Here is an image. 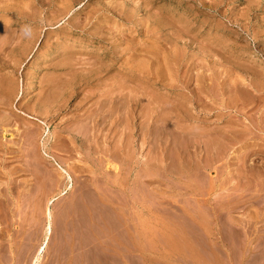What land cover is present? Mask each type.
<instances>
[{"label":"rangeland","instance_id":"374dc122","mask_svg":"<svg viewBox=\"0 0 264 264\" xmlns=\"http://www.w3.org/2000/svg\"><path fill=\"white\" fill-rule=\"evenodd\" d=\"M0 35V264H264V0H0Z\"/></svg>","mask_w":264,"mask_h":264},{"label":"bare ground","instance_id":"6f19581e","mask_svg":"<svg viewBox=\"0 0 264 264\" xmlns=\"http://www.w3.org/2000/svg\"><path fill=\"white\" fill-rule=\"evenodd\" d=\"M27 31H28V30H27ZM0 36H1V35H0ZM28 41H29V40H28ZM1 44H2V43H1ZM27 44H28V43H27ZM156 54H157V53H156ZM74 61H75V60H74ZM141 61H142V60H141ZM151 62H152V59H151ZM153 62H154V61H153ZM140 66H141V65H140ZM91 68H92V67H91ZM96 68H97V67H96ZM130 69H131V68H130ZM130 69H129V71H130ZM139 69H140V68H139ZM150 69H151V68H150ZM153 69H154V68H153ZM153 69H152V70H153ZM155 69H156V68H155ZM88 70H89V69H88ZM93 70H94V69H93ZM126 70H127V69H126ZM133 70H134V68H133ZM133 70H132V71H133ZM142 70H143V69H142ZM145 70H146V69H145ZM156 70H157V69H156ZM156 70H155V71H156ZM77 71H78V70H77ZM89 71H91V70H89ZM129 71L127 70V72H129ZM137 71H138V70H137ZM148 71H150V70H148ZM141 72H142V71H140V73H141ZM144 72H146V71H144ZM156 72H157V71H156ZM96 73H97V72H96ZM96 73H95V75L99 74L100 72L97 73V74H96ZM131 73L134 75V72H131ZM140 73H139V75H140ZM154 73H155V72H154ZM128 74H130V73H128ZM145 74H146V73H145ZM145 74H143V75H145ZM147 74H148V72H147ZM147 74H146V75H147ZM151 74H152V72H151ZM158 74H159V73H158ZM251 74H252V73H251ZM95 75H91V76H92L91 78H92V79H94V78L96 79V76H95ZM141 75H142V74H141ZM141 75H140V76H141ZM97 76H98V75H97ZM131 76H132V75H131ZM134 76H136V75H134ZM149 76H150V75H149ZM157 76H158V75H157ZM258 76H259V75H258ZM65 77H66V76H65ZM138 77H139V76H138ZM141 77H142V76H141ZM144 77H147V76H144ZM150 77H151V76H150ZM0 78H1V77H0ZM131 78H132V77H131ZM9 79H10V78H9ZM9 79H7L6 81H4L5 83H4V82L1 83V81H0V92L5 91V94H4V95H7V97H10V96L14 93V91H15V87H16V85L14 84V82H10V81H8ZM142 79H143V78H142ZM152 79H153V78H152ZM12 80H13V79H12ZM84 80H85V79H84ZM88 80H89V79H88ZM90 80H91V79H90ZM90 80H89V81H90ZM120 80H121V79H120ZM147 80H148V79H147ZM154 80H155V79H154ZM254 80H255V79H254ZM2 81H3V80H2ZM95 81H98V80L96 79ZM118 81H119V80H118ZM118 81H117V82H118ZM143 81H144V80H143ZM260 81H261V80H260ZM90 82H91V81H90ZM101 82H102V81H101ZM253 82H255V81H253ZM261 82H262V81H261ZM261 82H258V83H261ZM94 83H96V82H94ZM242 83H243V82H242ZM258 83H257V84H258ZM62 84H63V83H62ZM244 84H245V83H244ZM73 85H74V82L71 83V88H70V90L72 89V90H71V93H72V94L74 93V90H75V86H73ZM107 85H108V84H107ZM120 85H121V84H120ZM120 85H119V86H120ZM150 85H151V84H150ZM159 85H160V84H159ZM168 85H169V84H168ZM240 85H241V84H239V82H238V88L236 87L235 90H236V92H237L238 99H242V102H244V104H245V102H247V100H248V99H247V100L245 99V97L248 96V95H247L248 89H247V86H246V88H244V87H242V86H240ZM247 85H248V84H247ZM250 85L252 86V84H250ZM258 85H259V84H258ZM109 86H110V85H109ZM113 86H114V85H113ZM160 86H161V85H160ZM236 86H237V85H236ZM254 86H255V85L253 84V88H255ZM256 86H257V85H256ZM69 87H70V86H69ZM69 87H68V88H69ZM110 87H111V86H110ZM164 87H165V86H164ZM68 88H66V89H68ZM253 88H252V89H253ZM257 88H258V86H257ZM1 89H2V90H1ZM59 89H60V88H59ZM108 89H109V88H108ZM114 89H116V88L114 87ZM198 89H199V88H198ZM122 90H123V89H122ZM108 91H109V92H106V93H107V95H108V96H107V99H108L109 102H110V101H114V100H115L114 102H117L118 100H120V101H118V103H120L122 100H126V98H127L126 96H125V97H118V96H117V98H114L113 95H112L113 87L110 88V90H108ZM150 92H151V91H150ZM2 93H3V92H2ZM104 93H105V91H104ZM143 93H144V92H143ZM14 94H15V93H14ZM69 94H70V93H69ZM72 94H70V95H72ZM115 94H116V93H115ZM115 94H114V95H115ZM156 94H157V93H156ZM93 95H94V94H93ZM98 95H99V94H98ZM103 95H104V94H103ZM117 95H118V94H117ZM154 95H155V94H154ZM160 95H161V94H160ZM2 96H3V95H2ZM128 96H129V95H128ZM136 96H137V95H136ZM4 97H5V96H4ZM11 97H12V96H11ZM13 97H14V96H13ZM88 97H89V96H88ZM88 97H87V98H88ZM157 97H158V96H157ZM193 97H194V99L198 100V99H197V95L193 94ZM0 98H1V97H0ZM137 98H138V97H137ZM146 98H147V97H146ZM154 98H156V97H154ZM181 98H182V97H181ZM188 98H189V97H188ZM6 99H7V98H6ZM10 99H11V98H10ZM10 99H9V100H10ZM12 99H13V98H12ZM107 99H106V101H107ZM117 99H118V100H117ZM132 99H133V98H132ZM192 99H193V98H192ZM194 99H193V100H194ZM104 100H105V99H104ZM130 100H131V99H130ZM130 100H129V101H130ZM137 100H138V99H137ZM152 100H153V99H152ZM179 100H181V99H179ZM188 100H189V99H188ZM2 101H3V100H2ZM66 101H67V100H66ZM108 101H107V102H108ZM134 101H135V100H134ZM238 101H239V100H238ZM130 102H131V101H130ZM132 102H133V101H132ZM136 102H137V101H136ZM148 102H149V101H148ZM153 102H154V103L156 102V103L154 104L153 108H149V110L151 109V112L149 113L150 116H152V114H154V113H155V114H156V113H159V114H160V112H161L162 110H169V111L171 110V107H170V105H169L170 103L167 104V103H164L163 101H160V100H157V99H154V101H152V103H153ZM184 102H185V101H184ZM240 102H241V101H240ZM134 103H135V102H134ZM134 103H133V104H134ZM174 103H175V102H174ZM8 104H9V103H8ZM74 104H75V103H74ZM76 104H77V103H76ZM120 104H122V103H120ZM135 104H136V103H135ZM135 104H134V106H135ZM177 104H178V103H177ZM240 104L243 105V103H240ZM1 105H2V104H1ZM4 105H5V104H4ZM182 105H183V104H182ZM182 105H181V106H180V104H179V105H176L177 107H175V108H176V110H177L178 112H180L179 114L182 115V118H185V119H186V117H187L188 115L186 116V111H185V110H182V109H183L182 107L184 106V105H183V106H182ZM125 106H126V105H125ZM128 106H129V105H128ZM134 106H132V107H134ZM141 106H142V104H141ZM120 107H121V106H120ZM123 107H124V106H123ZM242 107H243V106H242ZM104 108H105V107H104ZM173 108H174V106H173ZM175 108H174V109H175ZM97 110H99V109H97ZM109 110H110V109H109ZM127 110H129V109H127ZM144 110H145V109H144ZM188 110H189V109H188ZM26 111H27V110H26ZM100 111H102V109H101ZM129 111H130V110H129ZM159 111H160V112H159ZM94 112H95V111H94ZM121 112H122V110H121ZM147 112H148V111H147ZM86 113H87V112H86ZM127 113H129V112L127 111ZM127 113H126V114H127ZM104 114H105V113H104ZM123 114H124V113H123ZM163 114H164V113H163ZM170 114H171V113H170ZM95 115H96V117H97V116H99V115H101V114L98 113V112H96ZM109 115H110V114H109ZM134 115H135V114H134ZM137 115H138V114H137ZM167 115H168V114H167ZM9 116H10V115H9ZM158 116H159V115H158ZM15 117H16V116H15ZM100 117H102V116H100ZM162 117H163V116H162ZM173 117H174V116H173ZM88 118H89V117H88ZM103 118H104V116H103ZM151 118H152V117H151ZM151 118H150V119H151ZM145 119H146V118H145ZM98 120H99V119H98ZM152 120H153V118H152ZM152 120H151V121H152ZM175 120H176V119H175ZM104 121H105V120H104ZM148 121H149V120H148ZM178 121H179V120H178ZM243 121H244V120H243ZM84 122H85V121H84ZM180 122H181V121H180ZM149 123H150V122H149ZM154 123H155V122H154ZM177 124H178V123H175V126L178 127L179 129H181V130L184 131L183 127H182V126L179 127V125L177 126ZM2 125H3V124H2ZM2 125H0V126H2ZM15 125H16V124H15ZM83 125H84V124H83ZM123 125H124V124H123ZM161 125H162V124H161ZM3 126H4V125H3ZM3 126H2V128H3ZM99 126H100V125H99ZM143 126H144V125H143ZM168 126H169V125H168ZM154 127H155V126H154ZM169 127H171V126H169ZM162 128H163V127H162ZM171 128H172V127H171ZM171 128H169V129L171 130ZM7 129H8V128H7ZM7 129H6V131H7ZM204 130H205V129H204ZM6 131H4V132H6ZM160 131H161V129H159V131H158V130L156 129V127H155L154 129H150V130H148V131L146 132V134H145V138L147 139V138H149V136H152V137H151V138H152V141H153V142L155 141V142L157 143V141L159 140V136L161 135V132H160ZM166 131H167V130H166ZM173 131H174V130H173ZM173 131H171V132H173ZM197 131H199V130H197ZM197 131H196V132H197ZM200 131H201V130H200ZM202 131H203V129H202ZM205 131H206V130H205ZM205 131H203V132H205ZM7 132H9V135H10V131H7ZM81 132H82V131H81ZM144 132H145V131H144ZM175 132L177 133L176 130H175ZM175 132H174V133H175ZM203 132H200V133H195V132H193V133H195L194 136H196V135L198 136L197 138H195V137L193 136V137H194V139L192 140V143H193V144H194L195 142H197V143L200 144L201 139H202V138H205L204 135L206 136V134H207V135L209 134L208 132H205L206 134L203 133ZM211 132H213V131H211ZM167 133H170V132L167 131ZM167 133H166V134H167ZM213 133H214V135H213L212 133L209 134V135H210V136L213 135V136H215L216 138H219L220 141H221V139L224 140V136H225V135H224L223 133H221V132L219 133V131H218V132H215V131H214ZM188 134H189V133H188ZM215 134H216L217 136H216ZM143 135H144V134H143ZM183 135H184V134H183ZM190 135L192 136L193 134H190ZM209 135L206 136V137H208V140H207V138H205L204 140H206V141L203 142L204 140L202 139V142H201V143H203V145H204L205 147L208 146V149H209L208 142L211 144V146H213L216 142H220L219 139L216 140V138H213V137H212V139H210ZM10 136H12V134H11ZM219 136H221L222 138L219 137ZM170 137H171V136H170ZM163 138H164V137H163ZM235 138H236V137H235ZM245 138H246V137H245ZM247 138H248V137H247ZM18 139H19V138H18ZM168 139H169V138H168ZM225 139H226V137H225ZM171 141H172V140H171ZM212 142H213V143H212ZM156 143H155V144H156ZM176 143H177V142H176ZM183 143H184V142H183ZM197 143H196L194 146H197ZM56 144H57V143H56ZM193 144H192V145H193ZM199 144H198V145H199ZM159 145H160V144H159ZM220 145H221V144H220ZM188 146H189V145H188ZM188 146H187V147H188ZM200 146H201V145H200ZM211 146H210V147H211ZM217 146H218V145L215 144V147H216V148H215V152L217 151ZM189 148H191V147H189ZM195 148H196V147H195ZM197 148H199V147H197ZM211 148H212V147H211ZM211 148L209 149L210 151H211ZM219 148H220V149H219ZM35 149H36V148H35ZM35 149H34V150H35ZM129 149H130V148H129ZM162 149H164V148H162ZM199 149H200V148H199ZM212 149H214V148H212ZM221 149H222L221 146H220V147L218 146V151H219V152H220ZM206 151H207V150H206ZM218 151H217V153H218ZM4 153H5V152H4ZM150 153H151V152H150ZM157 153H158V152H157ZM177 153H178V152H177ZM177 153H176V154H177ZM212 153H213V152H212ZM212 153H211V154H212ZM204 154H205V153H204ZM181 155H182V154H181ZM213 155H214V154H213ZM120 156H121V155H120ZM209 156H210V155H209ZM129 157H130V156H129ZM24 158H25V157H24ZM57 158H58V157H57ZM102 158H103V157H102ZM152 158H153V157H152ZM182 159H183V158H182ZM193 159H194V158H193ZM197 160L199 161V159H197ZM153 161H154V160H153ZM195 161H196V160H195ZM36 162H37V161H36ZM146 162H147V161H146ZM157 162H158V161H157ZM164 162H165V160H164ZM108 163H109V162H108ZM170 163H171V162H170ZM170 163H169V164H166V163L163 164V166H164L163 169H164V170H165L166 168L169 169V165H170ZM193 163H194V161H193ZM146 164H147V163H146ZM149 164H151V163H149ZM154 164H155V163H154ZM113 165H114V164H113ZM113 165H111V166H113ZM155 165H157V164H155ZM155 165H154V166H155ZM192 165H193V164H192ZM204 165H205V164H204ZM148 166H149V165H148ZM150 166H153V164H151ZM2 167H3V166H2ZM113 167H114V170H115L118 166H115V165H114ZM176 167H177V166H176ZM205 167H206V166H205ZM150 168H151V167H150ZM160 168H161V167H160ZM3 169H4V168H3ZM5 169H6V168H5ZM105 169H106V168H105ZM119 169H120V167H119ZM161 169H162V168H161ZM167 169H166V170H167ZM8 170L11 171V169H8ZM8 170L5 172L4 175L13 178L12 174H13L14 171L12 170L13 172H10V171H8ZM164 170H163V171H164ZM62 171H63V169H62ZM65 171H66V170L64 169V172H65ZM163 171H162V172H163ZM172 171H173V170H172ZM186 171H187V170H186ZM144 172H145V171H144ZM144 172H143V173H144ZM173 172H174V171H173ZM184 172H185V171H184ZM0 173H1V172H0ZM140 173H141V172H140ZM2 174H3V173H2ZM2 174H1V176H3ZM65 174H66V172H65ZM159 174H160V173H159ZM173 174H174V173H173ZM197 174H198V173H197ZM192 175H193V174H192ZM144 176H145V175H144ZM7 178H8V177H7ZM7 178H6V179H7ZM72 179H73V178H72ZM114 179H115V178H114ZM179 179H180V178H179ZM188 179H189V178H188ZM8 180H11V178H10V179L8 178ZM6 181H7V180H6ZM150 181H151V180H150ZM0 182H2V181H0ZM189 182H190V181H189ZM2 183H3V182H2ZM8 183H9V181H8ZM10 184H12V183H10ZM205 185H206V183H205ZM10 186H11V185H10ZM172 186H173V185H172ZM182 186H183V185H182ZM193 186H194V185H193ZM119 187H120V186H119ZM160 188H161V187H160ZM174 188H175V187H174ZM114 190H115V189H114ZM92 191H93V190H92ZM157 193H158V191H157ZM183 193H184V192H183ZM163 194H164V193H163ZM165 194H166V193H165ZM111 195H112V194H111ZM160 195H161V194H160ZM71 197H72V196H71ZM165 197H166V196H165ZM172 197H173V196H172ZM64 198H65V197H64ZM154 198H155V197H154ZM160 199H161V198H160ZM165 200H166V199H165ZM171 200H172V199H171ZM166 201H167V200H166ZM24 202H25V201H24ZM158 202H159V201H158ZM162 202H163V201H162ZM79 203H80V202H79ZM0 208H1V207H0ZM65 208H66V207H65ZM68 208H69V207H68ZM46 209H47V208H46ZM167 209H168V208H167ZM47 211H48V209H47ZM40 212H41V211H40ZM46 214H47V213H46ZM93 214H94V213H93ZM47 215H48V214H47ZM64 215H65V214H64ZM48 216H49V215H48ZM48 216H47V218H48ZM95 216H96V215H95ZM173 216H174V215H173ZM98 218H99V217H98ZM47 224H48V230H49V229H50L49 223H47ZM113 225H114V224H113ZM66 226H67V225H66ZM94 226H95V225H94ZM77 228H78V227H77ZM77 235H78V234H77ZM89 238H90V237H89ZM54 240H55V239H54ZM39 248H41V247H39ZM20 251H21V250H20ZM29 253H30V252H29ZM36 258H37V257H36Z\"/></svg>","mask_w":264,"mask_h":264}]
</instances>
